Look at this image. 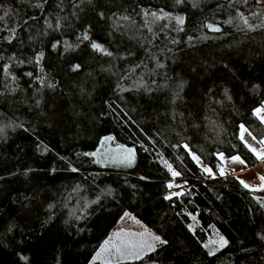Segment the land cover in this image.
<instances>
[{"label":"trees","instance_id":"16d2710c","mask_svg":"<svg viewBox=\"0 0 264 264\" xmlns=\"http://www.w3.org/2000/svg\"><path fill=\"white\" fill-rule=\"evenodd\" d=\"M37 2L0 0V16L11 9L0 21V264H100L92 258L124 212L167 241L125 264H264V189L252 191L236 176H220L221 160L214 155L238 154L250 167L259 162L240 140L238 126L243 123L256 141L264 137V125L252 114L264 103V29L249 30L236 17L239 8L256 24L264 4L195 0L194 8V0H48L42 10L32 7ZM144 10L161 18L145 17ZM122 16L129 20H117ZM176 16L184 23L177 24ZM229 18L233 24H224ZM23 20L27 25L9 44L5 29ZM209 23L223 33L208 29ZM65 41L72 47L66 49ZM93 42L117 58L94 50ZM150 55L165 65L153 76ZM141 61L147 70L121 78ZM5 63L16 81L5 74ZM73 64L80 69L72 71ZM142 72L147 83L154 79L167 87L134 90ZM181 81L182 90L176 87ZM175 91L181 98L173 105ZM173 109L183 117L173 120ZM109 135L134 150V167L105 168L85 155ZM185 142L212 175L183 149ZM165 161L180 175L172 176ZM169 183L180 185L181 194L171 195ZM9 224L15 225L11 232ZM220 236L228 241L224 247L211 243Z\"/></svg>","mask_w":264,"mask_h":264},{"label":"snow or ice","instance_id":"6c2138e0","mask_svg":"<svg viewBox=\"0 0 264 264\" xmlns=\"http://www.w3.org/2000/svg\"><path fill=\"white\" fill-rule=\"evenodd\" d=\"M176 4H181L183 3V0H175ZM234 0H230V3H233ZM241 3L243 4H247V0H240ZM259 3L264 4V0H258ZM48 3V0H38L37 3H35L34 5H32V7L35 8H40L43 10L44 6ZM76 5H74L75 7ZM55 7L57 8H61V2H57L55 4ZM192 7H198V3L193 2ZM161 12H163V10H161ZM11 13V9L9 8H5L4 9V15L0 16V21H3L5 19V17L9 16ZM73 15H75V13H73ZM99 15L101 17H103L104 13L101 12L99 13ZM152 16L155 19H160V16H157V14L155 12H151L149 10H144V16ZM168 16H171V13L167 14ZM251 16L253 17H260L261 14L258 12H252L250 13ZM241 23L242 25L249 29V30H255V29H264V17L260 18L259 22L256 24H252L249 22V19L247 16H245V14L239 10V8H237V17H236ZM31 19L35 20V17H31ZM61 17L59 15L56 16L55 19V28L58 30L61 27ZM174 19L176 20L177 24H183L184 23V17L182 16H176L174 17ZM117 20H129L128 16H122V17H118ZM28 21L27 20H23L22 23H18L15 27H11V28H6L5 30L9 33L8 36L4 37V39L6 41H8L9 44H11L13 42L14 39L18 38V33H17V29L18 28H22L24 25H27ZM224 24H228V25H232L233 24V18H229L225 21H223ZM45 24L47 26V28H53V23L49 20V19H45ZM118 26L117 22H114V27ZM145 28H147V30L149 32H152L153 29L151 27L148 26V23L145 22L143 25ZM166 27V26H165ZM206 27L208 29H210L211 31L214 32H219V33H223V28L220 25H216V24H212L209 23L206 25ZM237 30H243L240 25H236ZM182 30V29H181ZM35 37L30 36L29 39H34ZM87 38V37H85ZM57 43H59V41H57ZM57 43H53L52 47L56 48ZM66 49L72 47V45H69L67 41L64 42ZM91 47L96 50V51H101L103 52L106 56L108 57H113L114 59H116L117 57L114 55V53L112 51H109L107 49H105L102 45L97 44V43H92ZM37 63H39V58L42 56V53H37ZM133 53L132 52H128L127 56H132ZM119 59H125L126 57L121 55L118 57ZM151 60L155 63V68L150 70L148 72V74L150 76L156 75L157 69L160 68H164L165 65L162 64L160 62V60L155 56V55H150ZM14 57L10 56L8 57V60L11 61L13 60ZM0 60H4V56L2 54H0ZM31 62V61H29ZM19 63H24L23 60H20ZM81 67L80 64H73L71 66V70L72 71H77L79 70ZM3 69L5 71L6 75H11L9 72V64L5 63L3 65ZM140 69H145L147 70V65L143 63V61H141V63L139 64H132L121 76V78L127 77V76H131L134 75L135 72L137 70ZM25 75L27 76H32L33 74L31 72L25 73ZM11 79L12 81H16L17 77L15 75H11ZM152 85H156V88H153ZM52 84H49V87H52ZM167 87V83L161 85V84H157L156 80H151V84L147 83L145 81V76H144V72L141 73V75L134 81V90L136 91H140L141 89H143L144 92L146 93H153L155 92L157 89L160 88H166ZM177 89L182 90L183 88V82L181 81L180 83H178L176 85ZM10 91H16L15 88L10 89ZM83 91V89H82ZM209 92H211V89L209 90ZM180 92L179 91H175L172 93V97L170 100V103L175 105L177 99H180ZM224 98L227 100H231L232 97L228 94V90L225 89L224 90ZM211 99H209V104H211ZM37 104H39V101H36ZM215 103H222V101H215ZM252 114L259 120V122L261 124H264V103H261L260 106L255 107L252 110ZM177 116L183 117L182 113H178L176 112L174 109L171 113V118L173 120L176 119ZM207 118V117H206ZM181 123H183V119H181L180 121ZM209 123L212 125H215V122L209 119ZM22 127V125H21ZM191 127L196 128L198 127L197 125L193 124L191 125ZM239 138L242 141V143H244L245 147L248 148L249 152L257 159V160H261L264 159V137L259 138L258 143L261 145V147L259 149H257L255 146H253L252 144H249L245 139H244V133H248L249 136L252 137L253 140H257V137L252 135V133L246 128V126L241 123L239 126ZM0 132H3V128H0ZM115 140V137L109 135V136H105L102 138L101 140V147L104 146V142L105 141H113ZM179 146V145H174V147ZM183 149L191 155V158L196 161L198 164L200 163V157L198 155H196L195 153H192L189 145L187 142H185L182 145ZM86 156H92V157H98V159H96L94 162L95 163H101L106 159H111L114 161H117L119 163H123L126 166H131V164L134 162V150L132 148H128L123 144H116L115 149H111L108 148L106 149L103 153H101L100 151H96V152H91V153H85ZM214 155H218L219 157L223 158L224 154L223 153H215ZM228 159L232 160L233 162L239 163L240 165H245L246 166V160H244L243 158H241L238 154L237 155H230L228 157ZM165 166L167 167L168 171L171 172L172 176H179L180 173L178 171H175L172 167L171 164H168L165 161ZM243 170V168L241 169ZM72 172H78L77 168H72L71 169ZM203 171L208 173L209 175L213 174V169L211 167H204ZM220 175L224 176L225 175V171L224 169L221 167L220 168ZM143 179V177H142ZM239 179V178H237ZM260 179L262 181H264V176H261ZM245 188H250V185L248 183H246L244 180H240L239 181ZM169 188L173 187V185L171 183H169L167 185ZM79 188V186H75L72 190L73 191H77ZM261 189H264V184L260 185ZM108 194L111 195V190H107ZM181 193L176 192V193H172L171 195H180ZM165 199H170V196H165ZM97 200H99V196L97 197ZM261 207H264V203H261L260 205ZM54 206L52 204L48 205L49 209H52ZM85 207H87V204H85ZM72 215L76 216L75 213H72ZM124 217H130L131 219L135 220V222L137 224H140L139 220H136L135 217H132L131 214L129 212H124L123 216L121 217V219L123 220ZM84 217L82 215L76 216V219H83ZM15 227L14 224H9L7 230L9 232H11L13 230V228ZM141 227L143 228V231H131V230H126L124 228H119L116 231H114L113 233L110 234V236L105 239L103 241V243L100 245L99 249L96 251L95 255L93 256L92 260H99L102 259L103 260V264H123L124 261H128V260H142L144 259L148 253L154 252L155 248H156V242H159V244H166L167 241L161 239L160 236L153 234L149 229H147L145 226L141 225ZM261 239H264V236L261 237ZM211 243L213 244H217L219 247H224L225 245H227L228 241L227 239H225L223 236H220L218 241H212ZM205 248H208V255H213L214 254V249L208 247V245H204ZM90 264H92V262H90Z\"/></svg>","mask_w":264,"mask_h":264},{"label":"rangeland","instance_id":"374dc122","mask_svg":"<svg viewBox=\"0 0 264 264\" xmlns=\"http://www.w3.org/2000/svg\"><path fill=\"white\" fill-rule=\"evenodd\" d=\"M264 125V124H263ZM244 139L249 143L252 144L253 146H255L257 149H259L261 147V145L258 143V141L253 140L251 136L244 134ZM117 142L115 140L113 141H105L104 142V146L101 147V144L99 146V148L96 151H100L101 153H103L106 149L111 148V149H115ZM248 149V148H247ZM95 151V152H96ZM241 158H243L244 160H246L243 156L239 155ZM253 156V155H252ZM229 155L224 154V157L221 158V167L224 169L225 171V175H233L236 176L239 172L247 169L249 167L248 163H246L245 165H240L239 163L233 162L232 160L228 159ZM254 157V156H253ZM95 160L98 159V157H94ZM255 158V157H254ZM259 164H260V168L256 171H251L253 173L249 174L250 176L259 179L261 182L262 181L260 179L261 176H264V159L258 160ZM196 162V161H195ZM247 162V161H246ZM136 163V159H135V152H134V162L131 164V166H126L123 163H119L117 161L111 160V159H106L101 163H98L101 167H105V168H115V169H130L132 167H134ZM197 163V162H196ZM198 164V163H197ZM202 169L206 166L208 167L201 159H200V163L198 164ZM220 167V168H221ZM243 168V170H241ZM219 175H220V169H219ZM221 176V175H220ZM261 185V184H260ZM171 191L176 193L179 192L180 193V185L178 184H174L173 187H171ZM132 217H134L133 215H131ZM136 220H138L136 218ZM140 221V220H139ZM141 225L145 226L147 229H149L144 223H142L140 221V224H137L135 222V220L131 219L130 217H124V219H120V221L118 222V224L115 226V228L112 230L111 233H113L114 231H116L119 228H124L126 230H131V231H143V228L141 227ZM153 234H155L151 229H149ZM157 235V234H155ZM212 241H218V238H215ZM159 242H156V244H158ZM134 260H128V261H124L123 264H125L126 262H132ZM95 262H99L100 264H103V260L99 259V260H95Z\"/></svg>","mask_w":264,"mask_h":264},{"label":"crops","instance_id":"0c3cea01","mask_svg":"<svg viewBox=\"0 0 264 264\" xmlns=\"http://www.w3.org/2000/svg\"><path fill=\"white\" fill-rule=\"evenodd\" d=\"M260 168L259 162L257 163L256 166L254 167H248L247 169L239 172L236 177L239 178L238 180H244L246 183L250 185V188H247L249 190L255 191V190H260V184H263L259 179H256L249 174L253 173L254 171L258 170ZM253 171V172H251Z\"/></svg>","mask_w":264,"mask_h":264},{"label":"water","instance_id":"95a60500","mask_svg":"<svg viewBox=\"0 0 264 264\" xmlns=\"http://www.w3.org/2000/svg\"><path fill=\"white\" fill-rule=\"evenodd\" d=\"M84 37H87V35H86V34H84ZM87 38H88V37H87ZM87 38H86V39H87ZM97 44H98V43H97Z\"/></svg>","mask_w":264,"mask_h":264}]
</instances>
